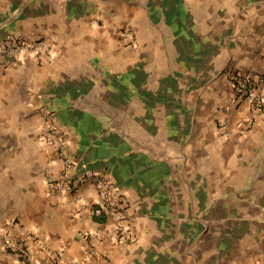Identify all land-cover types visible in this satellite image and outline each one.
Masks as SVG:
<instances>
[{
	"label": "crops",
	"instance_id": "1",
	"mask_svg": "<svg viewBox=\"0 0 264 264\" xmlns=\"http://www.w3.org/2000/svg\"><path fill=\"white\" fill-rule=\"evenodd\" d=\"M15 38L52 51L1 49ZM230 70L264 71V0H0V264H63L24 227L64 257L98 230L85 264H264V104L235 101ZM46 116L69 178H111L131 239L92 214L93 184L47 188Z\"/></svg>",
	"mask_w": 264,
	"mask_h": 264
},
{
	"label": "built area",
	"instance_id": "2",
	"mask_svg": "<svg viewBox=\"0 0 264 264\" xmlns=\"http://www.w3.org/2000/svg\"><path fill=\"white\" fill-rule=\"evenodd\" d=\"M130 36V30L124 29L120 32V37L126 39ZM1 49L13 55H40L48 54L52 51V47L43 39L32 38H15L10 42H5L1 45ZM230 83L232 87L233 97L235 101H247L255 109H260L264 104V71L260 75H253L248 72L229 71ZM226 121L220 123L222 132L227 135L229 130L225 126ZM54 125L50 116H46L41 126V139L43 143L52 148V151L62 161L63 166L61 174L57 177L51 173L45 174V182L47 188L56 194L68 192L73 194L72 201L78 203L79 197L74 195L78 188L84 183L93 184L97 199L92 205V214L95 217L105 218L106 214L112 213L114 221L112 224L111 237L115 241H127L133 237L132 230L128 224L124 212V207L121 201L117 200L114 194V187L111 178L102 172L96 170L85 169L80 174L69 178L68 169L71 167L72 160L65 150V141L62 138H54ZM22 231L25 236L33 239L40 245L49 256L63 264H85L88 258H94L98 255L96 240L100 234L98 230L88 231L84 234L86 240L83 246V256L64 257L63 248H53L48 243L44 242L31 229L24 227ZM4 232V231H3ZM7 232L4 236V244L7 248H13L12 240L7 237ZM20 264H26L25 252L21 254Z\"/></svg>",
	"mask_w": 264,
	"mask_h": 264
},
{
	"label": "rangeland",
	"instance_id": "3",
	"mask_svg": "<svg viewBox=\"0 0 264 264\" xmlns=\"http://www.w3.org/2000/svg\"><path fill=\"white\" fill-rule=\"evenodd\" d=\"M124 29H128V28H122V29L120 30V32L123 31ZM129 30H130V29H129ZM120 32H119V34H120ZM122 40H123L125 46H133L134 43H135V36H134L133 31L130 30V36H129L128 38H126V39H122ZM226 68H227V67H225V68L222 70V72H225Z\"/></svg>",
	"mask_w": 264,
	"mask_h": 264
},
{
	"label": "trees",
	"instance_id": "4",
	"mask_svg": "<svg viewBox=\"0 0 264 264\" xmlns=\"http://www.w3.org/2000/svg\"><path fill=\"white\" fill-rule=\"evenodd\" d=\"M97 219H99V218H97Z\"/></svg>",
	"mask_w": 264,
	"mask_h": 264
}]
</instances>
